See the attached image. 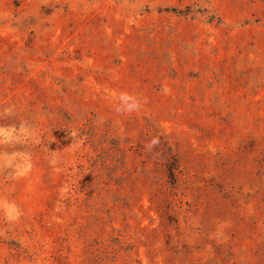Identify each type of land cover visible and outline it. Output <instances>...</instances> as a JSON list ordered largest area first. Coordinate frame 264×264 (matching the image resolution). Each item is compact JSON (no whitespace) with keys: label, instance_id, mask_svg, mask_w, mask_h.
Instances as JSON below:
<instances>
[{"label":"rangeland","instance_id":"obj_1","mask_svg":"<svg viewBox=\"0 0 264 264\" xmlns=\"http://www.w3.org/2000/svg\"><path fill=\"white\" fill-rule=\"evenodd\" d=\"M0 264H264V0H0Z\"/></svg>","mask_w":264,"mask_h":264}]
</instances>
